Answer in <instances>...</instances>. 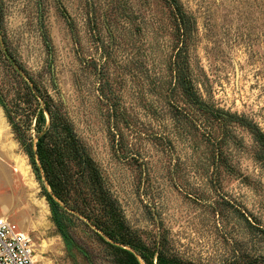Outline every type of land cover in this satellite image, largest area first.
Listing matches in <instances>:
<instances>
[{
  "label": "rangeland",
  "instance_id": "obj_1",
  "mask_svg": "<svg viewBox=\"0 0 264 264\" xmlns=\"http://www.w3.org/2000/svg\"><path fill=\"white\" fill-rule=\"evenodd\" d=\"M180 2L195 22L188 55L205 100L244 117L264 134V0ZM107 4L0 0V37L38 85L56 102L63 101L77 134L108 178L127 225L144 240L162 234L166 251L192 264H224L237 250L264 255V239L256 231L264 230V170L253 159L251 134L231 124L222 147L229 172L216 169L203 143L194 147L175 136L162 98L151 92L152 83L165 74L173 46L170 18L157 0L118 1L131 24L140 28L133 36L123 33L113 46L110 71L132 121L130 129L120 127L123 140L141 169L127 163L123 152L113 153L104 115L97 111L90 64L98 60L100 44L87 28L88 10L94 8L107 44L103 15L118 14ZM68 23L74 26V38ZM9 82L0 54L2 93ZM0 165V217L21 230L28 226L36 264H116L111 251L81 222L59 215L65 235L57 229L45 198L49 191L35 178L1 108ZM15 166L23 167L30 187L18 182V189L13 187Z\"/></svg>",
  "mask_w": 264,
  "mask_h": 264
},
{
  "label": "trees",
  "instance_id": "obj_2",
  "mask_svg": "<svg viewBox=\"0 0 264 264\" xmlns=\"http://www.w3.org/2000/svg\"><path fill=\"white\" fill-rule=\"evenodd\" d=\"M118 1L107 0L108 10L117 8L115 17L109 12L103 15L107 44L103 42L93 17L94 8L88 10V33L100 44L98 60H92L90 64L97 84V111L104 115L112 151L116 155L123 152L126 162L140 170L141 162L128 152L123 140L121 128L130 129L132 121L121 103V96L116 93V82L110 71L113 46L123 33L133 36L139 34L140 28L131 24L129 13L119 6ZM157 1L170 18L173 46L165 64V74L152 83L151 92L162 98L173 133L194 147L203 143L210 152L211 166L229 172L222 147L230 138V125L237 124L251 134L256 145L253 159L264 170V134L261 130L244 117L207 102L200 90V82L191 69L188 55L194 19L180 0ZM68 27L74 38V26L68 23ZM0 54L10 71L7 92L2 93L0 86V108L15 140L26 154L35 178L49 188V192H44L45 198L60 233L65 235L59 218L63 215L87 227L111 251L116 264H192L167 252L162 234L147 242L137 230L127 225L108 178L77 134L63 101L56 102L38 85L14 59L3 37H0ZM134 66L137 74L135 63ZM116 73L119 75V70ZM235 213L250 225L240 211L235 210ZM256 231L264 239V230ZM224 264H264V255L237 250Z\"/></svg>",
  "mask_w": 264,
  "mask_h": 264
},
{
  "label": "built area",
  "instance_id": "obj_3",
  "mask_svg": "<svg viewBox=\"0 0 264 264\" xmlns=\"http://www.w3.org/2000/svg\"><path fill=\"white\" fill-rule=\"evenodd\" d=\"M0 264H36L30 236L5 217H0Z\"/></svg>",
  "mask_w": 264,
  "mask_h": 264
},
{
  "label": "bare ground",
  "instance_id": "obj_4",
  "mask_svg": "<svg viewBox=\"0 0 264 264\" xmlns=\"http://www.w3.org/2000/svg\"><path fill=\"white\" fill-rule=\"evenodd\" d=\"M2 176V175H1ZM10 176H11V182H12V185L15 189H18V185H17V182L19 183V185L25 187H30V184L28 183L27 181V174L26 172L23 170V167L22 166H15L11 173H10ZM17 194V193H16ZM36 204H38L37 202H35ZM30 227V226H29ZM25 229H28V226L24 227ZM31 228V227H30ZM30 230V229H29ZM26 231V230H25ZM28 231V230H27ZM143 264V263H141Z\"/></svg>",
  "mask_w": 264,
  "mask_h": 264
},
{
  "label": "water",
  "instance_id": "obj_5",
  "mask_svg": "<svg viewBox=\"0 0 264 264\" xmlns=\"http://www.w3.org/2000/svg\"><path fill=\"white\" fill-rule=\"evenodd\" d=\"M234 70H235V81H237V78H238V68H237L236 64H235V66H234ZM46 188H47V190L49 191V188H48L47 185H46Z\"/></svg>",
  "mask_w": 264,
  "mask_h": 264
},
{
  "label": "crops",
  "instance_id": "obj_6",
  "mask_svg": "<svg viewBox=\"0 0 264 264\" xmlns=\"http://www.w3.org/2000/svg\"><path fill=\"white\" fill-rule=\"evenodd\" d=\"M0 166H2V165H0ZM3 217V216H2ZM5 218H7V217H5ZM20 229V228H19ZM21 230V229H20ZM26 230V231H25ZM28 229H25V228H22V232H24V233H27L28 231H27Z\"/></svg>",
  "mask_w": 264,
  "mask_h": 264
}]
</instances>
